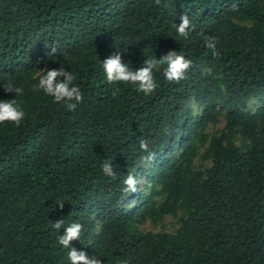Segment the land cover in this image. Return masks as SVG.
<instances>
[{
    "label": "trees",
    "instance_id": "trees-1",
    "mask_svg": "<svg viewBox=\"0 0 264 264\" xmlns=\"http://www.w3.org/2000/svg\"><path fill=\"white\" fill-rule=\"evenodd\" d=\"M116 51L133 70L169 51L191 67L179 83L154 73L145 95L107 83ZM61 66L83 94L74 111L33 90ZM13 99L25 118L0 124V264H69L61 218L83 226L70 247L102 264H264V0H0V100ZM179 212L175 233L140 229Z\"/></svg>",
    "mask_w": 264,
    "mask_h": 264
},
{
    "label": "clouds",
    "instance_id": "clouds-1",
    "mask_svg": "<svg viewBox=\"0 0 264 264\" xmlns=\"http://www.w3.org/2000/svg\"><path fill=\"white\" fill-rule=\"evenodd\" d=\"M154 3L160 5L161 0H154ZM173 27L177 35L185 40L188 39L190 31L195 29L187 15L181 16L179 25L174 24ZM204 43L205 47L211 50L214 57L219 55L215 38L204 36ZM56 52V47H52L48 55H55ZM101 64L107 83L134 85L136 86V91L145 95L152 94L158 87L154 73L162 71V75L168 83H179L181 80L186 79V73L191 67V61L185 59L183 55L178 54L176 51H169L160 59H145L144 65L137 70H133L122 61L121 52L119 51L109 55ZM75 80L76 76L71 72L65 71L63 66L59 69H45L39 75L38 83L33 85V90L43 91L45 95L53 98L54 103L63 104L68 111H74L77 104L83 100L80 88L74 85ZM3 89L6 93H15L17 96L23 94V89L14 86L11 81L3 84ZM24 118L25 112L15 99L11 101L0 100V124L7 122L19 127ZM140 147L142 150L147 151V142L141 140ZM144 159L151 161L154 159V153H149ZM102 171L108 177L115 176L113 166L109 162H105L102 165ZM123 183L125 185L123 189L125 193L137 192L138 181L132 174H129ZM57 205L61 209L64 206L63 203H58ZM52 228L58 232L61 229L64 230V234L59 235L58 243L64 248L70 249L67 252L69 264H102L101 260L96 256L89 257L86 252L70 247L72 241L80 238L83 230L81 224L72 223L65 227L64 220L61 218L52 223Z\"/></svg>",
    "mask_w": 264,
    "mask_h": 264
},
{
    "label": "rangeland",
    "instance_id": "rangeland-1",
    "mask_svg": "<svg viewBox=\"0 0 264 264\" xmlns=\"http://www.w3.org/2000/svg\"><path fill=\"white\" fill-rule=\"evenodd\" d=\"M250 107L254 110L256 107H258L259 105H261V101H252L250 104ZM225 126V120L224 118L221 119V122L215 126L209 125L207 127V131L212 133L215 130H219V129H223ZM203 162L201 160H197L196 165L198 167L201 166ZM204 167H208L210 165V162H204L203 163ZM203 167V168H204ZM140 186L143 187V179L140 180ZM132 203V200H131ZM181 216H182V212H179L178 216H165L164 219L162 221L159 222H153V221H147L144 225L140 226V229L147 231V232H153V233H157V234H164V233H175L176 231H178L181 227Z\"/></svg>",
    "mask_w": 264,
    "mask_h": 264
}]
</instances>
